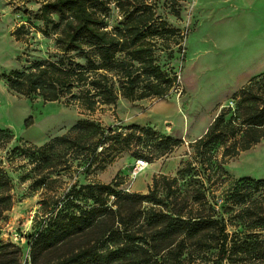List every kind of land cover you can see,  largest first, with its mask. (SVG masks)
I'll return each mask as SVG.
<instances>
[{"label": "trees", "instance_id": "16d2710c", "mask_svg": "<svg viewBox=\"0 0 264 264\" xmlns=\"http://www.w3.org/2000/svg\"><path fill=\"white\" fill-rule=\"evenodd\" d=\"M112 6L123 21L109 28ZM36 18L51 25L64 55L11 71L5 81L12 92L47 102L64 100L94 112L115 105L120 97L163 98L176 88L177 73L158 63L156 49L161 40L183 35L157 16L149 0H43ZM25 29L22 24L12 34L21 39ZM231 101L219 106L204 135L189 144L193 159L183 162L179 177L155 175L149 193H122L112 183H89L44 198L31 244L32 264H144L154 258L158 264H264V179H236L219 195L210 190L214 179H229L224 166L230 159L264 140V73L236 91ZM128 130L123 136L85 119L42 146L6 150V157L0 155V219L13 206V179L5 161L27 156L33 186L46 187L69 168L71 154L89 170L114 150L111 142L130 148L137 132L155 137L159 156L184 143L145 127ZM14 139L11 130L0 129V153ZM136 150L144 154V147ZM144 203L150 204L145 211L140 209ZM9 246L0 245V264H19V249L10 251Z\"/></svg>", "mask_w": 264, "mask_h": 264}, {"label": "rangeland", "instance_id": "374dc122", "mask_svg": "<svg viewBox=\"0 0 264 264\" xmlns=\"http://www.w3.org/2000/svg\"><path fill=\"white\" fill-rule=\"evenodd\" d=\"M42 2L28 0L23 4L18 0H0V129L11 130L15 135V139L1 151V156L6 157V150L16 146H42L52 138L66 133L79 120L85 119L96 121L105 129H114L123 136L131 133L128 128L136 125L152 129L159 136L183 139L184 143L173 152L159 156L162 151L156 147L155 137L137 132L130 148L111 142L115 146L112 147L114 150L106 151L89 170L84 162L75 159L74 154L69 155V168L60 172L57 183L46 187L33 186V164L27 156L21 155L12 161H5V167L13 179V206L0 219V245H13L19 249V264H32L31 244L44 214L40 204L44 198L64 195L74 184L89 183H112L122 193L146 194L153 189L155 175L179 177L183 162L193 159L189 144L204 135L217 115L219 106L230 104L235 93L225 100H212L221 88L218 79L223 55L217 52L220 47L214 44L209 33L213 30L214 19L220 18L222 14L216 12L211 15L197 8L195 0H149L157 16L167 21L169 26L179 29L183 35L182 39L170 37L161 40L163 44L156 49L158 63L178 75L176 88L168 96L138 101L120 97L115 105L101 106L89 112L80 105H68L64 100L47 102L39 96L29 98L12 92L5 81V76L11 71L26 70L38 61H57L64 55L56 44V35L51 31V25L46 27L36 18ZM54 18L59 21L58 16ZM107 19L109 28L123 21L114 6ZM22 24L26 25L25 31L29 33L25 32L23 38L16 39L12 33ZM45 29L48 33L44 32ZM207 50L213 51L216 56L207 57L204 54ZM77 60L83 62L79 57ZM262 73L264 71L258 75ZM161 101L174 102L176 115L181 118L175 116L174 121H163L150 116L154 106ZM132 117L140 119L143 124L131 123L129 118ZM139 137L141 140L137 142ZM136 147H144L142 156ZM141 158L148 165L142 173L134 175L136 162ZM153 164L159 165V168L152 171ZM224 168L229 179L223 182L214 179L210 187L216 195L228 190L236 179H264V140L230 159ZM146 169L149 171L144 172ZM139 176L145 178L142 189L134 187ZM160 193L164 194L165 189ZM113 200L114 197H111L110 203ZM149 207L148 203L140 205L144 211ZM13 246L8 249L12 251ZM157 260L154 258L144 264H158ZM136 264L143 263L139 260Z\"/></svg>", "mask_w": 264, "mask_h": 264}, {"label": "crops", "instance_id": "0c3cea01", "mask_svg": "<svg viewBox=\"0 0 264 264\" xmlns=\"http://www.w3.org/2000/svg\"><path fill=\"white\" fill-rule=\"evenodd\" d=\"M195 2L197 8L211 15L216 12L222 14L220 18L214 19V27L209 36L214 40V44L220 47L217 52L223 55L218 79L221 88L212 100H225L255 75L264 71V0H195ZM223 21L225 23H222ZM233 42L235 44H232ZM212 52L207 50L204 54L207 57L216 56ZM176 109L174 102L161 101L149 114L158 120L174 121L175 116L180 117L176 115ZM129 121L143 124L135 117L129 118ZM151 168L152 171L157 170L159 165L153 164ZM147 171L149 169L144 172ZM144 183V176H139L134 187L142 189Z\"/></svg>", "mask_w": 264, "mask_h": 264}, {"label": "built area", "instance_id": "2783aa9c", "mask_svg": "<svg viewBox=\"0 0 264 264\" xmlns=\"http://www.w3.org/2000/svg\"><path fill=\"white\" fill-rule=\"evenodd\" d=\"M147 164L148 163L144 159H138L135 165L134 175H138L142 172L146 168Z\"/></svg>", "mask_w": 264, "mask_h": 264}, {"label": "bare ground", "instance_id": "6f19581e", "mask_svg": "<svg viewBox=\"0 0 264 264\" xmlns=\"http://www.w3.org/2000/svg\"><path fill=\"white\" fill-rule=\"evenodd\" d=\"M148 165V164H147ZM147 167V166H146Z\"/></svg>", "mask_w": 264, "mask_h": 264}]
</instances>
